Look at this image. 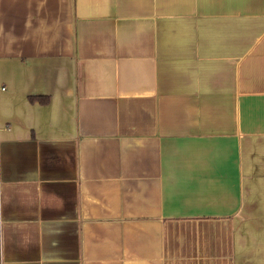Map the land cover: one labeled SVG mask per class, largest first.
Segmentation results:
<instances>
[{
	"label": "crops",
	"instance_id": "crops-1",
	"mask_svg": "<svg viewBox=\"0 0 264 264\" xmlns=\"http://www.w3.org/2000/svg\"><path fill=\"white\" fill-rule=\"evenodd\" d=\"M0 264H264V0H0Z\"/></svg>",
	"mask_w": 264,
	"mask_h": 264
}]
</instances>
